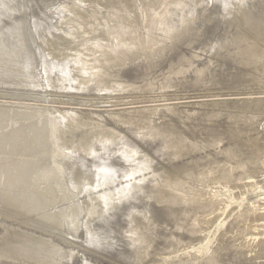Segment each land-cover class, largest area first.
<instances>
[{
  "label": "rangeland",
  "instance_id": "obj_1",
  "mask_svg": "<svg viewBox=\"0 0 264 264\" xmlns=\"http://www.w3.org/2000/svg\"><path fill=\"white\" fill-rule=\"evenodd\" d=\"M13 1L16 16L26 6L28 28L38 23V37L46 29L52 35L44 41L33 34L35 48L42 53H29L28 65L20 59L16 73L10 72L12 66L0 68V102L39 106L32 120L55 117L57 130L67 132L64 141L56 130V170L65 178L64 166L71 167L77 157L88 172L81 168L82 174L74 173L62 184L71 200L48 207L71 201L83 211L74 235L35 229L0 200V264H34L7 251L11 234L22 229L33 233V240L43 237L54 243L57 247L42 246L43 251L65 264H264V0ZM71 6L91 15L96 38L104 37L111 53H120L97 77L79 68L73 52L53 47L54 41L61 47L70 43L63 35L72 30L66 10ZM170 11V19L161 21ZM31 32L38 29L33 26ZM140 42L147 46L144 51H130ZM43 58L53 65L52 75ZM73 120L78 123L74 131L67 130L65 122ZM97 126L112 129L113 137L91 139L93 150L82 153L76 146L85 130ZM140 160L146 165L138 169ZM103 161L116 173L136 168L103 185L99 178L83 191L81 177H94ZM140 180L139 192L135 188ZM117 186L126 189L121 198L127 203L119 212L112 207L97 210L95 218L106 214L107 222L90 223V196L102 191L108 202ZM82 219L88 222L87 230ZM97 232L111 240L88 245Z\"/></svg>",
  "mask_w": 264,
  "mask_h": 264
},
{
  "label": "bare ground",
  "instance_id": "obj_2",
  "mask_svg": "<svg viewBox=\"0 0 264 264\" xmlns=\"http://www.w3.org/2000/svg\"><path fill=\"white\" fill-rule=\"evenodd\" d=\"M220 2H221V0H220ZM246 2H247V0H246ZM223 3H224V1H223ZM13 4H16V2L13 0H0V17L6 16V18H3V19L0 18V68L5 67V65L7 67L12 66L14 68H10L9 69L10 72L13 71L16 73L15 69H18L20 67V66L19 67L16 66V65H18L17 63H20L19 62L20 59L22 61H24L26 63V65H28L29 60L27 57L30 56L29 53L34 54L33 56H35L36 53H37V55H39V53H42V52H40V50L38 51V49L35 48V44H34L35 40L33 38V34L40 35V32L42 31V29L39 28L38 23H34L33 21H31V22H33L32 27L34 26L35 30L38 29L39 34H38V32H31L32 27L28 28V25H27L28 20L26 17L27 15L24 12L26 6L24 5L23 7H20L19 12H18L19 15L16 16V15H13L14 14L13 10L11 12V9H13L11 7ZM240 4H241V2H240ZM226 6H228V5H225V7ZM230 6H231V4H230ZM69 7L68 8L66 7L67 8L66 10H68L70 12V23L72 24V25H70V28L72 30H70L69 33H67L66 35H63V36L68 37L67 40L70 38L69 39L70 43L68 42L65 45H63L64 43L63 44L61 43V45H63L61 47L60 45H58V43L56 41H54L53 47H55L56 49H60V50L64 49V51L69 50L70 52H73V57L79 63V66H80L79 68H82L83 69L82 71H84V73H86L87 76L89 75V76L97 77V76L101 75L105 64H107L108 62H112L113 60L117 59L118 55L120 53H117V52H115V54L111 53L112 51L110 49V46H108L109 42L104 37H102L100 39L96 38L95 31H94L93 26H92V20H91L92 16L91 15H89L90 17H88L87 13H85V14L83 13V11H84L83 9H79L77 7L75 8L72 6H71V8H69ZM171 15H172V11H170L167 15L165 12L161 21H163L164 19H170ZM86 16H87V18H86ZM4 21H7V22H4ZM26 31L28 33L27 37H26ZM44 31L45 30H43V32ZM77 38H78V40H80L79 43L76 42ZM84 38H88V40H91V41H89V42L84 41ZM82 39H83V41H82ZM12 41H14V42H12ZM72 42H74V43H72ZM33 47L35 48L34 50H33ZM146 47H147L146 45H144L142 42H140V43H136V44L133 43L129 49H130V51L138 50V51L142 52L146 49ZM28 54H29V56H27ZM13 57L15 60H17V62L14 59H12ZM41 62L44 64V66L46 67V69L48 71L50 70L49 73L51 72V75H52L54 73L52 71L54 68H53V65H50L48 63L50 61L47 62L43 58ZM25 63H23V64L25 65ZM29 64L31 65V63H29ZM41 66H43V65H41ZM20 69H21V67H20ZM31 70H33V69H31ZM61 70H63V68ZM65 75L66 74H64V76L62 77L63 79L66 77ZM26 79H27V77H26ZM86 80L88 81V79H86ZM82 81L86 82L85 80H82ZM18 85H21V84H18ZM35 85H36V83H35ZM24 86H26V84ZM10 105L11 106H8V103L6 104L5 102L4 103L0 102V200H2L3 202L6 201L7 203H10L9 206H11V211L13 212V214L19 216L22 213L21 215H23V218L27 219L29 221L30 225L36 227L35 229H39V230L45 229V230H48L50 232H55V233L57 231L58 232L60 231L59 234L60 233H62V234L69 233V234L74 235V233H76L77 230L79 229V215H80V212H83V211H78V207H76L73 202L71 203V201L69 204H66L64 206L62 205V207H55L53 209L50 208L49 210H48V207L57 204L58 202H60V200H62V201L64 199L65 200L66 199L71 200V197H72L71 193L69 191H67L66 186L65 185L62 186V184L63 183L66 184L68 182V178L70 175L72 176L74 173L75 174L77 173V175H78L79 171H75V169L73 168L74 164L77 163L75 160L78 161L77 164H79V167L81 166L80 169L82 168V170H85L86 172H88L87 166L84 162L79 161V159H77V157L75 160L72 158L73 161L72 162L70 161L72 166L71 167L69 166L68 168H65L67 166H64V168L62 170L63 177H65L66 179L62 178V176H61L62 174H60L61 171L56 170V166L54 165V163L52 161L53 160L52 157H55L56 155H58L57 148L55 150L56 144L54 145V141L57 140L56 139L57 132H58V135L60 136V138H62L63 140H64V135L67 132L65 133L60 128L57 130V127L55 125V121H56L55 117H54L55 121L51 118L46 119V117H45V119L42 118V120L39 119L38 121L32 120L31 116L35 114L34 111L38 110L36 108H39V106L38 107L34 106L35 107V108L33 107L34 109L33 108L30 109L31 108L30 105H28L30 108H27L24 104L21 108L17 107V106L12 107L11 103H10ZM42 109H41V111H43V110L46 111L45 109H43V110ZM41 111H39V112L37 111L38 112L37 114L41 113ZM67 116H69V114ZM43 117H44V115H43ZM65 117H66V115H65ZM73 117H76V119H79V116L77 117L74 115ZM34 119H35V117H34ZM82 119L83 118H81L79 120L84 121ZM87 119L89 120V118H87ZM66 121H67V119H66ZM73 121L74 122H65L66 124H68V127H69V128L67 127V130L68 129L70 130V128L72 129L74 127L73 125L78 124L77 120H76V122H75V120H73ZM90 122H87V123H90ZM56 123H57V121H56ZM87 123H86V125H87ZM81 124L85 125V124H83V122L82 123L79 122V125H81ZM86 125L84 127H87ZM59 126H61V125L59 124ZM62 127H64V126H62ZM79 127L82 129L81 126H79ZM90 127H91V125H90ZM100 127L101 126H97V128H94V129L90 130L89 132H87L85 130V135L79 141V143H81V144L76 146V147H78L79 151H81L82 153L83 152L87 153L88 150L91 151V148L92 147L94 148V145L91 146V148H89L90 144L92 142L91 139H95V138H99V137L102 139V136H104V137L106 136V138H107L114 133L112 129H111L112 131L109 130L110 128L105 129V127L104 128H102V127L100 128ZM76 129H77V127L75 128V130ZM56 130H57V132H56ZM72 130L74 131V128ZM73 131H72V134H74ZM75 134H76V132H75ZM113 135H112V137H113ZM72 136H74V135H72ZM71 137H70V139H72ZM104 137H103V139H104ZM65 139H67V136ZM107 140H109V139H107ZM110 140H112V139H110ZM110 142H112V141H110ZM116 142H115V144H117V147L120 149V147L118 146V144L120 142L119 143H116ZM67 143H68V141H67ZM104 143L106 144V142H104ZM107 143H109V141H107ZM100 145L102 146V144H100ZM107 147H108V144H107ZM93 148H92V150H93ZM118 148H117V151H118ZM121 148H122V146H121ZM71 149H72V147H71ZM101 150H103V149H101ZM115 153H116V151H115ZM93 154H94V152H93ZM73 155H74V153H73ZM73 155L71 157H73ZM120 155L121 154L119 152V156ZM58 156L60 157V155H58ZM67 156L70 157L69 155H67ZM96 156H95V158H96ZM126 156H128V155H126ZM61 157H62V155H61ZM64 158H66V157H64ZM141 160L138 162L139 163L138 165H140L138 167V169H141L143 167V165H146L145 162H143ZM62 161H64V160H62ZM64 162H62V163H64ZM105 163H106V161H103L102 163L99 164V167L97 168L96 172L94 173L95 174L94 177H90L87 174H86L87 176L84 175L81 177L80 181H82L83 185H85V189L83 191H85V192L89 191L90 186L91 187L93 186L92 183L95 180H98L99 178H101V180L103 179V181L99 185H103V184L108 183V182H110V181H112L118 177H123V175H128L127 173L125 174V172L130 173L131 171H134V169L136 168L134 166L135 165L134 164L133 165L134 167H131L128 169L126 168V169L122 170L121 172L116 173V171H113L110 168H108L105 165ZM75 166H76V164H75ZM64 171L67 174V176L65 175ZM79 174H82V173H79ZM99 174H101V176H99ZM73 177L75 178V175ZM138 182L139 183H137V186H136L137 188H135V189H137V191L140 192L142 189V183L143 182L141 180ZM96 185H98V184L96 183ZM131 187H132V185H131ZM80 188H82V187H80ZM94 189H96L95 186H94ZM125 190L126 189H122L121 186H117L116 188H114V192L112 193V196L109 195L111 200L106 199L108 202H105V198L102 196L103 193H101L102 191L96 195L90 196L89 202H90L91 207L86 208V210L88 211L87 212L88 216L93 217V218L92 217L90 218V220H91L90 223L97 220L95 218V215L98 213V212L96 213L97 210H102V212H104V210H106V208L112 207V208H114L115 212L116 211L119 212L120 208L124 204L127 203V200L125 199V197L121 198L122 197L121 195H124ZM134 190H132V191H134ZM107 191H109V190H107ZM129 192H130V190H129ZM106 194H108V193H106ZM124 196H126V195H124ZM112 197H114V198H112ZM128 199H130L129 196H128ZM77 200H79L78 195H77ZM6 202H5V204H6ZM58 205H59V203H58ZM108 210L110 211V209H108ZM132 211L129 210V212H132ZM132 213H134V211ZM28 214H30V215L34 214L36 216L34 217L32 215L34 218L31 216H24V215H28ZM83 216H85V215H83ZM103 216H104V218L100 217V219H98L96 222L100 221L101 223H106L107 222L106 221L107 217L105 218L106 214ZM37 217H39V218H37ZM81 224H82V228H84V230H87L88 222L83 221V219H82ZM71 225H74L75 226L74 228L76 229V230L74 229L75 231L73 230L72 233H71L72 229L67 228ZM46 226H49V227H46ZM6 229H7V227H6ZM27 230L22 229L21 233H15L13 231L14 234L13 235L11 234V236L8 234L10 236L9 246L7 244L8 253L9 252L12 253L15 256V258L18 257L22 260L24 259L25 261L33 262L34 264H65L64 262L66 260L61 261V260H58L57 257L54 258V256L51 258L50 254L47 255L46 251H43L42 246H44V248L47 247V249L51 246V249H52V246H54L53 245L54 243H52L51 241H48L47 239L42 240L43 237L41 238V240L35 239V238H34L35 240H33L32 239L33 233L29 234V232ZM8 231H9V229L7 230V232ZM4 234H6V233H4ZM92 234H93V236L89 237V239L87 240L88 245H93L94 242H97V244H101V243H105V241L111 240V239L106 238L107 235L104 233L99 234V232H97V233H92ZM8 235H7V237H8ZM34 237H36V236H34ZM1 238H2V236H1ZM47 238L51 239L50 237H47ZM5 240H6V238H5ZM111 244L112 243H110V244L106 243L105 247H108L111 250H115L119 254L121 252V248H119V250H117L116 249L117 246L114 247ZM54 247H57V246L55 245ZM53 251H55V248ZM57 253H61V252H57ZM66 258H67V256H66Z\"/></svg>",
  "mask_w": 264,
  "mask_h": 264
},
{
  "label": "water",
  "instance_id": "obj_3",
  "mask_svg": "<svg viewBox=\"0 0 264 264\" xmlns=\"http://www.w3.org/2000/svg\"><path fill=\"white\" fill-rule=\"evenodd\" d=\"M14 11V14L13 15H16V11L17 10H13ZM0 18H6V16H3V17H0ZM13 18V17H12ZM13 24V23H12ZM52 29V28H51ZM25 31V30H24ZM27 31H26V37H27ZM46 35H52V30L50 31V32H48L47 31V29L45 30V32L44 33H42L41 34V37H38V35H37V39H39V40H44L45 38H46ZM18 36V35H17ZM16 36V37H17ZM20 36V35H19ZM12 42H14V41H12ZM9 60V59H8ZM13 62V61H12ZM1 72V71H0ZM1 76V75H0ZM0 78H2V77H0ZM68 147H70V146H68ZM68 161H69V159H68ZM75 165V164H74ZM73 168L75 169V171H79V169L80 168H77L76 166H73ZM81 197V196H80ZM46 227H49V226H46ZM80 230H83L82 228H80ZM72 231L73 230H71V233H72ZM68 232V231H67ZM61 249H63V248H61ZM65 252H67V250L66 249H63ZM13 261V260H12ZM15 261V260H14ZM18 261H20V263H22V261L21 260H18ZM23 263H27V264H31V263H28V262H23Z\"/></svg>",
  "mask_w": 264,
  "mask_h": 264
}]
</instances>
